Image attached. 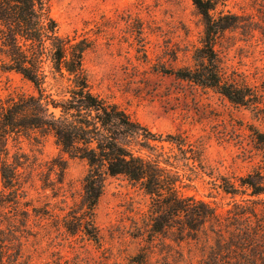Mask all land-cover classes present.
Listing matches in <instances>:
<instances>
[{
  "label": "trees",
  "instance_id": "16d2710c",
  "mask_svg": "<svg viewBox=\"0 0 264 264\" xmlns=\"http://www.w3.org/2000/svg\"><path fill=\"white\" fill-rule=\"evenodd\" d=\"M225 2L192 0L204 24L193 64L163 72L212 89L264 123V91L228 75L220 55L233 34L264 47V0H254L253 13L219 10ZM90 46L86 39L59 33L49 0H0V70L19 74L35 90L0 96V264L18 261L22 243L17 228L27 226L32 211L49 215L48 207L32 205L22 165L9 156V139L20 135H51L62 153L87 162L80 199L61 219L68 235L101 244L96 209L107 179L122 176L150 198L149 243L160 235L179 246L195 245L202 255L197 264H264V159L235 180L220 178L218 187L232 198L225 213L187 194L184 189L204 169L203 144L181 133L155 132L94 93L84 63ZM251 130L264 155V131ZM58 162L56 183L62 184L66 161ZM146 256L142 251L131 262L145 264Z\"/></svg>",
  "mask_w": 264,
  "mask_h": 264
},
{
  "label": "rangeland",
  "instance_id": "374dc122",
  "mask_svg": "<svg viewBox=\"0 0 264 264\" xmlns=\"http://www.w3.org/2000/svg\"><path fill=\"white\" fill-rule=\"evenodd\" d=\"M254 5V0H226L219 10L253 13ZM49 11L61 35L90 43L84 63L94 93L155 132L181 133L203 144L204 169L184 191L225 213L232 198L218 187L220 178L235 180L261 163L264 155L251 127L264 131V123L212 89L193 87L163 72L193 64L204 24L192 0H49ZM220 55L228 75L264 91L262 44L233 34ZM34 92L19 74L0 70L2 98ZM8 150L22 165L28 199L34 207H48L49 213L34 216L32 211L27 226L19 225L21 254L11 264H132L142 251L145 264H197L201 259L192 244L179 246L160 235L148 242L150 198L122 176L107 179L96 209L101 244L68 235L61 219L80 199L87 162L62 153L51 135L10 138ZM62 160L66 169L59 184L56 173ZM45 183L54 184V190L45 189Z\"/></svg>",
  "mask_w": 264,
  "mask_h": 264
}]
</instances>
